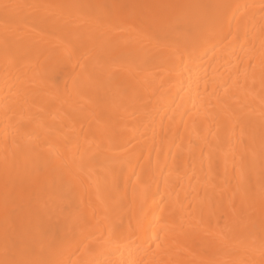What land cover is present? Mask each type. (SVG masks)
<instances>
[{"label":"bare ground","instance_id":"bare-ground-1","mask_svg":"<svg viewBox=\"0 0 264 264\" xmlns=\"http://www.w3.org/2000/svg\"><path fill=\"white\" fill-rule=\"evenodd\" d=\"M0 264H264V0H0Z\"/></svg>","mask_w":264,"mask_h":264},{"label":"rangeland","instance_id":"rangeland-1","mask_svg":"<svg viewBox=\"0 0 264 264\" xmlns=\"http://www.w3.org/2000/svg\"><path fill=\"white\" fill-rule=\"evenodd\" d=\"M247 207H249V206H247ZM50 219H53V217H52V218H50ZM50 219H49V220H50ZM22 233H24V232H23V230H22Z\"/></svg>","mask_w":264,"mask_h":264}]
</instances>
